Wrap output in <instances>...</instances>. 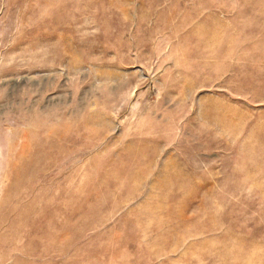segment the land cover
I'll return each instance as SVG.
<instances>
[{"label": "rangeland", "instance_id": "obj_1", "mask_svg": "<svg viewBox=\"0 0 264 264\" xmlns=\"http://www.w3.org/2000/svg\"><path fill=\"white\" fill-rule=\"evenodd\" d=\"M0 264H264V0H0Z\"/></svg>", "mask_w": 264, "mask_h": 264}]
</instances>
